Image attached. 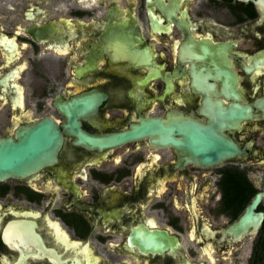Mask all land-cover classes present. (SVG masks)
<instances>
[{
	"label": "water",
	"instance_id": "1",
	"mask_svg": "<svg viewBox=\"0 0 264 264\" xmlns=\"http://www.w3.org/2000/svg\"><path fill=\"white\" fill-rule=\"evenodd\" d=\"M83 6L103 0H73ZM113 3L106 23L52 22L18 27L2 35L0 108L11 102V126L0 128V180L44 187L64 186L63 208L83 210L105 233L131 230L128 244L112 248L137 253L139 261L187 263L179 239L158 228L141 204L162 193L167 179L183 187L185 164L264 156L256 138L238 146L247 130L264 123V0H127ZM27 31L57 53L85 51L74 62L69 85L49 101L50 112L33 120L21 68L18 34ZM174 148L176 163L138 172L131 193L102 189L97 204L83 202L73 176H87L84 162L103 163L114 149ZM256 199L253 201L254 205ZM92 235V234H91ZM84 242L49 220L46 212L8 203L0 211V264H101ZM109 264V263H108Z\"/></svg>",
	"mask_w": 264,
	"mask_h": 264
},
{
	"label": "flooded vegetation",
	"instance_id": "2",
	"mask_svg": "<svg viewBox=\"0 0 264 264\" xmlns=\"http://www.w3.org/2000/svg\"><path fill=\"white\" fill-rule=\"evenodd\" d=\"M118 9L128 10L127 0H103V4L83 6L73 0H0V23H7L2 35L14 36L18 27L39 29L52 22L106 23L113 3ZM30 46L21 51L13 66L29 63L21 68L19 80H24L33 120H43L50 112L49 101L58 97L62 89L77 92V85H69L74 62H82L85 51L75 48L57 53L48 48L57 39L42 43L27 31L18 34L16 43ZM3 52V48H0ZM3 63V54H0ZM11 102L1 105L0 128L11 126ZM238 146H245L256 138L258 147H264V123L247 130L240 141L232 130ZM133 148L131 139L112 152V158L103 163L84 162L87 176H73L85 196L83 202L97 204L102 189L131 193L138 172L151 155L158 162L150 168L176 163L174 148L125 150ZM188 173L183 187L179 179H167L162 193L141 204L145 216L156 221L159 229L180 240L187 263L197 264H264V156H256L212 163L184 165ZM43 173L32 184L23 179L0 180V211L8 203L46 212L52 222L70 234V240L86 242L91 235L90 257L101 264H159L151 259L139 261L137 253L112 248L128 244L131 230L105 233L103 225L85 219L83 210L63 208L71 190L64 186L44 187ZM256 199L254 205L253 201Z\"/></svg>",
	"mask_w": 264,
	"mask_h": 264
}]
</instances>
